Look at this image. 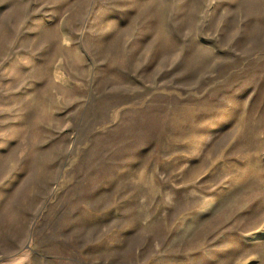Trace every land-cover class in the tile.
Returning <instances> with one entry per match:
<instances>
[{"label":"rangeland","instance_id":"rangeland-1","mask_svg":"<svg viewBox=\"0 0 264 264\" xmlns=\"http://www.w3.org/2000/svg\"><path fill=\"white\" fill-rule=\"evenodd\" d=\"M2 232L30 264H264V0H0Z\"/></svg>","mask_w":264,"mask_h":264},{"label":"crops","instance_id":"crops-1","mask_svg":"<svg viewBox=\"0 0 264 264\" xmlns=\"http://www.w3.org/2000/svg\"><path fill=\"white\" fill-rule=\"evenodd\" d=\"M4 224V223H3ZM4 230V229H3ZM2 230V231H3ZM10 246L11 244V237L8 235L6 237V234L2 232V237L0 239V246ZM31 257L28 252L27 248V240L23 241V247L20 248L17 251L14 252H4L3 250H0V264H30Z\"/></svg>","mask_w":264,"mask_h":264}]
</instances>
